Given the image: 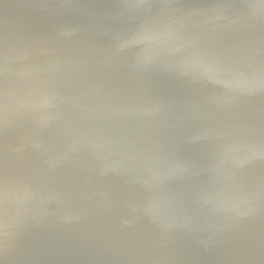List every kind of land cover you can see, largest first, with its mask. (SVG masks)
<instances>
[{
	"label": "water",
	"instance_id": "obj_1",
	"mask_svg": "<svg viewBox=\"0 0 264 264\" xmlns=\"http://www.w3.org/2000/svg\"><path fill=\"white\" fill-rule=\"evenodd\" d=\"M0 264H264V0H0Z\"/></svg>",
	"mask_w": 264,
	"mask_h": 264
}]
</instances>
